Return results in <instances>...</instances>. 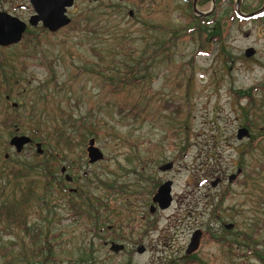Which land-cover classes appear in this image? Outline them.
Here are the masks:
<instances>
[{
  "label": "rangeland",
  "instance_id": "obj_1",
  "mask_svg": "<svg viewBox=\"0 0 264 264\" xmlns=\"http://www.w3.org/2000/svg\"><path fill=\"white\" fill-rule=\"evenodd\" d=\"M199 1L201 13L211 12L209 17L215 12L217 0L204 7ZM194 2L189 9L181 0H76L69 11V27L52 35L41 26H29L19 45L0 48L4 201L9 202L16 193L8 182V172L45 162L44 156L37 158V144H44L32 135L37 125L29 115L36 102L41 111L45 109L40 102L46 95H52L48 103L54 106H47L44 112L49 122L42 129L44 138H53V131L47 129L60 116L59 106L63 118L76 128L69 130L71 144L42 146L44 153H60L66 162L73 161L77 172L71 176L76 181L67 185V191L87 193L85 205L69 192L63 197L50 177L56 189L45 194L47 172L28 170L35 184L32 188L26 184V188L46 199L37 206L34 201L28 210L29 231L11 221L0 222V264H166L186 256L197 230L204 233L198 254L201 264H243L236 254L235 258L228 254L224 244L217 243L228 239L223 225L234 224L242 235H251L254 225L263 226L259 239L264 240V16L260 17L264 0H240L239 7L235 1L233 9L239 8L245 15L257 13L248 21L227 20L230 14L226 12L232 8L225 6L221 41L189 32L190 19L197 17ZM9 3L12 15L28 23L33 14L29 0ZM114 5L117 7L110 10ZM86 16L101 29L80 31L78 23ZM107 23L112 24L113 34L103 28ZM250 48L256 54L247 58ZM130 50L142 60L139 85L125 80V64L136 65L127 56ZM29 53L31 59L26 60ZM115 76L130 85L125 89L120 85L114 94L111 78ZM54 82L60 91H55ZM21 103V109L13 111L22 123L18 134L34 142L17 154L10 146L13 132L1 121L10 115L11 105ZM240 129L250 132L249 139L238 140ZM91 139L104 155L96 165L89 163ZM169 163L173 170H159ZM239 170L242 174L230 182ZM169 181L173 182L172 206L151 215L152 196ZM19 199L18 193L14 204ZM115 201L139 203L137 214L145 213L150 220L154 231L144 243L145 254L131 246L133 233L122 225L120 233L126 236L122 243L129 247L119 255L111 254L98 234L91 233V210L98 213L100 203L113 206ZM143 204L148 206L146 210ZM19 205L24 210V204L19 201ZM112 208H108V216H115ZM130 213V207L125 209L123 220ZM41 245L50 249L44 251Z\"/></svg>",
  "mask_w": 264,
  "mask_h": 264
},
{
  "label": "trees",
  "instance_id": "obj_2",
  "mask_svg": "<svg viewBox=\"0 0 264 264\" xmlns=\"http://www.w3.org/2000/svg\"><path fill=\"white\" fill-rule=\"evenodd\" d=\"M181 1H183L184 4L189 9L191 8V6H192L191 2L193 0H181ZM210 1H212V0H201L198 2V5L200 7H204V6L208 5V3H210ZM235 1L236 0H217L216 1V10L211 16H209L210 18L207 16H204V17H194L193 16L190 19V23L188 24L189 28H187V29H190L189 32H191L192 34L194 32H196L199 35L207 36L210 40L221 41L222 37H223V35H222L223 32L221 29L222 28L221 20L224 17L223 9L227 8L225 6H227L229 4V6L232 8V12H230V13L226 12L227 16H228V14H230L227 20L248 21V19H245L242 16H240L237 10L233 9V6L235 5ZM116 7L117 6L114 5L111 7L112 9H110V10H113ZM83 16H85V15H83ZM100 16L103 17L102 14ZM263 16H264V11L261 13L260 17H263ZM85 18H86L85 20L78 23V25H79L78 28L82 29L80 31L92 33V32H96L97 28L101 29L99 27L100 25L97 26V23H95L93 25L94 19H90L87 16ZM98 23L100 24V22H98ZM107 25L108 26H104L103 28L111 31L113 34L114 28H113L112 24L107 23ZM210 28H213V29H210ZM114 35H113V38H114ZM114 40H116V39H114ZM125 49L126 48H124V50ZM130 49H132V48L130 47ZM26 50H27V48H26ZM134 53L135 52L133 50H130V54H127V56L132 57V60L136 61V65L135 64H129V63L125 64V67H126L125 75H127V79L125 78V80L131 81V79H132V80L136 81V83H134V84L139 85L140 82L143 81L142 74L138 69L142 60L138 61L139 59L137 60L136 55ZM29 59H31L30 53H29V55H27L26 60H29ZM133 66H135V67H133ZM49 67L50 66H48V69L50 70V72H52V74H54V70H53L52 66H51V68H49ZM24 72H22V73H24ZM111 80L113 82L112 89H113L114 94L118 92L117 89H119L120 85H121V87H123L122 89H125L130 85V83L127 84V83L120 82V78L118 79V78H116V76L111 78ZM53 84L55 85L56 83L54 82ZM13 85L20 89V87H19L20 85H18V84H13ZM137 85H135V86H137ZM57 87H58V85L56 84V89H55L56 92L59 90ZM21 93L22 92H20L19 95H21ZM9 96L11 97V99L14 98L12 92ZM46 96H47V98L46 97H44V99L41 98V102H40V103L44 104L45 109H43L41 111L40 107L37 106V102L34 104V106H32L31 113H30L29 117H31L30 119L32 121L35 120L33 123L37 125V128H32L31 133L33 136H36L38 138V140L42 141V143L44 144L42 146H49L51 144L58 145L61 143L65 144V145H69L72 143L69 140V130L76 128V126L71 122L70 119L63 118L64 116H62V115H64V114L62 113L60 106L57 107V109L59 110L60 116H58V118L51 120L53 122V126H52V128L49 127L47 129L48 130L47 132H49L50 129L53 131L52 132L53 138L51 137L48 140L47 138H44V136H43L42 129H43V127H45V124H46V126H48V123H49L47 120L44 119V112H45V110H47L46 109L47 106L53 105L52 103L51 104L48 103V100L50 98L52 99V95L51 96L46 95ZM21 107H22V103L18 104V108H15V107H13V105H11L10 110H9V113L11 112L10 115L7 114L8 116L1 121L2 126L5 129L11 130L13 132V135L16 134L15 133L16 129L20 130V127H22L20 117L17 115L14 116L13 111H19V109H21ZM54 139H56V140H54ZM37 155H39V154H37ZM38 157L40 158V155L37 156V158ZM63 159H64L63 161L65 162L66 158H63ZM44 161L45 162L37 163L38 165L37 164L36 165L35 164L29 165V166L23 165L22 166L23 168L20 167L16 170L13 168L10 172L7 173L6 176H8L10 179V180L8 179V182H12V184L14 185L15 192H16L13 196V199L7 203L4 201L5 189L1 188L2 183L0 182V205H1L0 206V222L11 221L12 224H16L20 228H23L24 231H26V229H27V231H29V228L26 225V223L28 221L27 219L29 217V211L28 210L32 207V204H34V201H35L36 206H37L41 201H45L46 198L39 199V197L37 198L36 194H34L32 189L26 188V186H25L26 184H27V186H30L31 188L35 184L34 179L29 178L30 175L27 173V171L28 170H35L36 167H41L42 171L47 172V176L45 175V178L47 177L46 178L47 180L45 182V187H46L45 188L46 189L45 194H50L51 191L53 189H55L53 186H51L52 183L50 181V177H52L53 173H48V172L54 168V165H51V162H57L58 159L55 157L46 159V157H44ZM2 177H4V176H2ZM98 184L101 185L100 182ZM18 193L20 194V199L17 201L16 204H14V202L17 200ZM72 196H76L77 198H79V200L82 202V205H85L87 202V193L85 191L79 190L76 194H73ZM50 198H51V196H50ZM19 201L21 202L22 205L24 204L23 205L24 210H22V207L19 208V206H20ZM41 206H43V205L41 204ZM26 211H28V212H26ZM26 217H27V219H26ZM24 219H26V221H24ZM41 246H42V249L44 251L50 249L49 246H45V247H43V245H41ZM38 247L39 246H35L34 249H39Z\"/></svg>",
  "mask_w": 264,
  "mask_h": 264
},
{
  "label": "flooded vegetation",
  "instance_id": "obj_3",
  "mask_svg": "<svg viewBox=\"0 0 264 264\" xmlns=\"http://www.w3.org/2000/svg\"><path fill=\"white\" fill-rule=\"evenodd\" d=\"M29 2H30V0H29ZM195 2H196V0H195ZM10 6L11 5L9 3V0H0V13L6 14L9 16H13L11 13ZM18 9H21L23 11L30 10L26 6H18ZM32 9H33V14L30 16L28 23H26L28 25V27L29 26L32 27L31 25H29V22L36 15V12H35L33 7H32ZM70 10L71 9H69L67 12L68 16H69ZM13 17H16V16H13ZM16 18H18L19 20L22 21V19H20L19 17H16ZM40 26L43 28V30L45 32H48L49 34H52V35H56L60 31L65 29V28H63L60 31H58L57 33H50L48 30L44 29V27L42 26V23H39L38 26L33 27V28H37ZM27 30H28V28H27ZM27 30H26L25 35L27 34ZM0 48H9V47H0ZM7 99H9V98L7 97ZM19 132H20V130L16 129L15 135H18ZM249 137H250V132H249ZM249 137H247V138L249 139ZM66 148H69V147H66ZM56 149L59 150L60 147L57 146ZM40 156H44V157H46V159L52 158V157H55L58 159V161L56 162L57 165L55 164V167L53 169H51V171H49L48 173H53L51 179L54 182H56L57 185H59L58 191L60 190L59 193L61 194V196L64 197L65 194H67V192H69L68 194L73 195L79 191L78 189H70L67 191V185L68 186L72 185L76 181V178H75L76 176H71V174L77 172L76 171L77 168L75 167L73 161L72 162L71 161H67V162L62 161V159L64 158V155H61L60 153H55L53 155L52 154L47 155L43 152V154H41ZM89 163H90V161H89ZM93 165H96V163ZM173 168H174V166H173ZM36 170H41V167H36ZM167 172H169V171H167ZM77 179L80 180V179H83V177H78ZM149 180L150 179L147 178L146 182H148ZM155 195L156 194H154L152 196V204L151 205L149 204V213L151 215H154L158 209L163 211L162 209H160L159 204L154 203ZM172 199H173V197H172ZM173 201L174 200H172V204H173ZM61 202H63V201L61 200ZM68 202L70 203V207H71L72 206L71 202L69 200H68ZM68 202L66 203V205L68 204ZM172 204H171V206H172ZM99 205L102 207L98 210V213H96L95 210H91L92 214L91 213L90 214L94 218V220H93L94 227H93V229H91V233L95 234V235L98 234V237L100 238L99 241L101 242V244L105 248L109 249L111 254H118L119 255V254L127 252V247H129V244L125 245L122 243V242H124V239L126 236H123L120 233L121 229H119V225H122L125 228H128L130 230V232L133 233L132 238H134V239L132 241L131 246L137 247V253L138 254H140V255L145 254L147 252L148 248L146 245H144V243L146 241H148L149 234L151 232H153L154 230L152 228L153 226L151 225L150 220L148 219V217L145 213H142V215L140 217L137 214L139 203H137L135 201L130 202V203L127 201L126 202L115 201L113 206L109 205L108 202L103 203V205H101V203H100ZM143 206H144L145 210H146V208H148V206L146 204H143ZM110 207H113L112 210L115 211L114 212L115 216H108V208L110 209ZM129 207L131 208V213L125 220H123L122 214L125 211V209H128ZM123 221H124L125 225H123ZM138 224H140V225L138 226ZM230 226H232V227L229 228ZM124 227H123V229H125ZM138 227L140 229H138ZM223 229L228 233L227 234L228 239L225 240L224 238H222V241H217V243L224 244L226 249H228V254L230 256L235 258L237 255V259L243 260V264H250L251 261L259 262V264H264V240L259 239L262 235L260 233H263V226L254 225L253 229H251L252 230L251 235L239 234L238 232H236L237 227L234 224L223 225ZM197 231L202 232L201 230H197ZM132 233H130V234L132 235ZM193 235H192V237H193ZM203 238H204V233L202 232V239ZM202 239H201V243H200L199 248L195 252H193L192 254H188V250H189L190 244L192 242V238H191L190 244L186 250V256L183 258H180L178 261H171V262H168L166 264H201V262L199 261V258H198V254L200 253V251L202 249ZM214 241H216V240H214ZM114 246L121 248L119 250V252L113 251ZM234 248H236L237 251H235ZM140 250H143V251H140Z\"/></svg>",
  "mask_w": 264,
  "mask_h": 264
},
{
  "label": "water",
  "instance_id": "obj_4",
  "mask_svg": "<svg viewBox=\"0 0 264 264\" xmlns=\"http://www.w3.org/2000/svg\"><path fill=\"white\" fill-rule=\"evenodd\" d=\"M216 0L213 1V4ZM238 7L240 5V0H237ZM31 6L34 8L36 15L30 20L29 25L32 27L38 26L39 23H42L44 29L48 30L50 33H57L61 29L68 27L71 24V19L68 16L67 12L69 9H72L75 4V0H30ZM262 9L261 11H263ZM193 11L197 17H204L211 14L210 13H201L197 7V0L194 3ZM260 11V12H261ZM238 12L244 17L250 18L255 16L243 14L239 8ZM131 15H133L131 13ZM28 25L23 21L19 20L16 17L9 16L6 14L0 13V47H11L19 45L26 33ZM256 54V51L253 48H250L246 51L245 55L247 58H251ZM16 108L18 104H13ZM249 137V131L247 129H240L237 134L239 141ZM32 139L29 136L25 135H16L10 141V146L15 149L17 154H21L24 149L32 143ZM42 144H37V153L43 154ZM88 157L90 164H95L104 160V155L102 151L96 146L95 139H91L88 145ZM173 169V164L169 163L160 167L161 172H167ZM242 174V170H239L236 175H232L229 178L230 182H233L237 179L239 175ZM69 179V178H68ZM219 181L215 182L213 186H216ZM172 186L173 182L169 181L163 184L157 191L154 197V203L159 204L160 209L166 210L171 207L172 204ZM230 226L229 228H231ZM202 232L197 231L193 237L190 244L188 254L195 252L201 243ZM121 248L114 246L113 251L119 252ZM143 251V250H140Z\"/></svg>",
  "mask_w": 264,
  "mask_h": 264
}]
</instances>
